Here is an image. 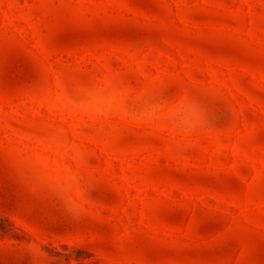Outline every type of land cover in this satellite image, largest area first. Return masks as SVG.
I'll use <instances>...</instances> for the list:
<instances>
[{
  "label": "rangeland",
  "instance_id": "rangeland-1",
  "mask_svg": "<svg viewBox=\"0 0 264 264\" xmlns=\"http://www.w3.org/2000/svg\"><path fill=\"white\" fill-rule=\"evenodd\" d=\"M104 85L211 124L65 107ZM0 264H264V0H0Z\"/></svg>",
  "mask_w": 264,
  "mask_h": 264
},
{
  "label": "clouds",
  "instance_id": "clouds-1",
  "mask_svg": "<svg viewBox=\"0 0 264 264\" xmlns=\"http://www.w3.org/2000/svg\"><path fill=\"white\" fill-rule=\"evenodd\" d=\"M82 98L66 97V105L73 113L95 117L129 116L133 119L151 121L163 119L182 138L194 137L197 132L211 124L210 109L205 100L196 96L182 95L172 101H145L136 113L127 110V93L114 86L104 85L95 89H81ZM191 145H185L187 151ZM69 202L70 198H69Z\"/></svg>",
  "mask_w": 264,
  "mask_h": 264
}]
</instances>
